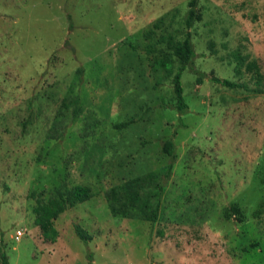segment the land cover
I'll return each mask as SVG.
<instances>
[{
	"label": "rangeland",
	"instance_id": "obj_1",
	"mask_svg": "<svg viewBox=\"0 0 264 264\" xmlns=\"http://www.w3.org/2000/svg\"><path fill=\"white\" fill-rule=\"evenodd\" d=\"M189 2L0 0V256L9 264H264V0H199L187 29ZM186 31L196 57L179 112V64L170 74L156 62ZM170 164L156 220L114 215L106 191ZM76 186L93 198L63 213L57 242L46 241L32 193Z\"/></svg>",
	"mask_w": 264,
	"mask_h": 264
},
{
	"label": "trees",
	"instance_id": "obj_2",
	"mask_svg": "<svg viewBox=\"0 0 264 264\" xmlns=\"http://www.w3.org/2000/svg\"><path fill=\"white\" fill-rule=\"evenodd\" d=\"M199 0H190L189 11L186 17V28L190 29L198 19L197 7ZM169 50L172 57L164 56L156 62L158 67L165 69L172 74L174 71V60L179 64L173 78L174 90L177 98L176 109L179 112L186 111L189 107L185 102L184 90L181 79L183 73L189 68L196 57V52L192 43V34L186 31L183 40H175L171 37ZM212 81L228 88H238L236 83L227 79L213 77ZM126 124H121L118 128L123 129ZM164 152L174 156V144L169 141L164 146ZM173 164L168 165L163 176L158 177L155 173H149L145 177L138 178L132 183H127L114 187L105 192V200L109 204L112 212L121 217H145L156 220L159 214L160 202L165 192L167 182L173 174ZM91 188L86 186H76L73 190L58 191L55 195L45 199L42 193H32V198L36 200L35 225L46 241L56 243L59 232L55 228V221L67 210L77 204H83L93 198ZM231 216V214H228ZM78 236L83 241H87L88 235L78 229ZM1 264H9L6 254H1Z\"/></svg>",
	"mask_w": 264,
	"mask_h": 264
},
{
	"label": "built area",
	"instance_id": "obj_3",
	"mask_svg": "<svg viewBox=\"0 0 264 264\" xmlns=\"http://www.w3.org/2000/svg\"><path fill=\"white\" fill-rule=\"evenodd\" d=\"M22 236H23L22 232L19 231V232H18V235H17V237H16V240H19Z\"/></svg>",
	"mask_w": 264,
	"mask_h": 264
}]
</instances>
